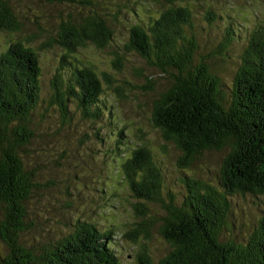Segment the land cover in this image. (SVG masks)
I'll return each mask as SVG.
<instances>
[{
	"label": "trees",
	"instance_id": "obj_1",
	"mask_svg": "<svg viewBox=\"0 0 264 264\" xmlns=\"http://www.w3.org/2000/svg\"><path fill=\"white\" fill-rule=\"evenodd\" d=\"M165 1L172 5L147 30L131 26L125 44L149 65L175 72L170 86L154 101L153 125L181 152L178 165L184 170L206 151L228 148V152L220 167L219 188L185 177L186 195L180 203L173 195L166 202L161 198V171L145 145L124 154L118 162L119 174L138 200L133 209L140 218L130 240L148 236V222L155 220L148 205L160 203L158 231L170 250L156 264H264V216L245 241L224 235L232 230L228 221L231 197L264 194V28L251 32L227 96L210 66L195 61L197 43L183 32L192 23V12L176 3L191 0ZM18 28L9 3L0 0V29ZM111 39L106 20L92 14L79 21H61L51 43L66 51L61 58L66 63L67 54L78 46L89 41L103 48ZM40 77L33 48L16 41L0 54V241L6 248L0 264H120L111 247L113 230L100 231L88 222H75L71 232L55 242L36 247L21 242V235L31 227L28 202L42 188L22 155L34 136L30 117L40 101ZM50 86V104L64 119L70 116L69 103L81 117L100 119L103 88L91 67L72 66L67 77L57 74ZM123 143L117 140V150ZM137 262L152 263L145 250L137 255Z\"/></svg>",
	"mask_w": 264,
	"mask_h": 264
},
{
	"label": "rangeland",
	"instance_id": "obj_2",
	"mask_svg": "<svg viewBox=\"0 0 264 264\" xmlns=\"http://www.w3.org/2000/svg\"><path fill=\"white\" fill-rule=\"evenodd\" d=\"M6 1L19 28L0 29V54L20 41L34 49L41 67L40 101L30 117L34 136L22 155L42 188L28 202L31 227L21 235V242L26 247L55 242L70 233L75 222H88L100 231L113 230L111 247L120 264H137L142 250L156 264L170 250L158 231L161 204L149 203L155 220L148 222V236L141 234L132 242L131 231L140 221L133 209L138 200L120 178L119 159L132 147L145 145L161 171V198L166 202L173 195L180 203L186 195L185 177L219 188L220 167L228 152V148L206 151L184 170L178 165L181 152L153 125L154 101L170 86L175 72L149 65L125 44L131 26L138 24L147 30L172 4L165 0ZM176 5H185L192 12V23L183 32L197 43L195 61L210 66L228 96L251 32L264 28V0H191ZM92 14L106 20L111 41L103 48L88 41L67 54L62 63L66 51L51 43L58 25L68 18L79 21ZM81 65L91 67L102 83L99 120L81 117L73 103H69L70 116L64 119L50 104L52 78L57 74L67 77L72 66ZM117 140L124 142L118 150ZM229 216L232 230L224 235L245 241L264 216V194L232 196ZM5 252L0 241V258Z\"/></svg>",
	"mask_w": 264,
	"mask_h": 264
}]
</instances>
